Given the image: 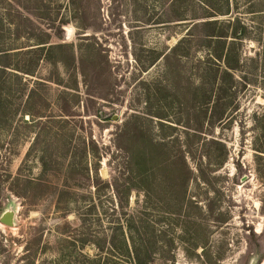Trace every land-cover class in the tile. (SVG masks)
<instances>
[{
	"label": "rangeland",
	"instance_id": "1",
	"mask_svg": "<svg viewBox=\"0 0 264 264\" xmlns=\"http://www.w3.org/2000/svg\"><path fill=\"white\" fill-rule=\"evenodd\" d=\"M182 2L0 0V44L20 48L0 52V264H98L113 238L116 263L143 245L148 264H264V15L231 0L251 29L237 73L248 81L208 123L196 39L166 55L189 29L180 4L225 1ZM29 58L31 74L18 69Z\"/></svg>",
	"mask_w": 264,
	"mask_h": 264
},
{
	"label": "trees",
	"instance_id": "2",
	"mask_svg": "<svg viewBox=\"0 0 264 264\" xmlns=\"http://www.w3.org/2000/svg\"><path fill=\"white\" fill-rule=\"evenodd\" d=\"M186 3L189 0H183ZM223 8H209L206 6L203 8L202 12H196L186 8L187 6H182L183 10L177 13L178 21L185 22L186 26H189L188 32L179 40V42L170 50L166 55L168 58L172 56H187L190 54L192 44L191 41L193 38L196 39L197 48L201 49L204 53L203 56L199 57L198 62V77L199 84L197 90L203 92L204 99H207V103H212L211 109L209 111L210 115L208 116V123H214L215 121H220L224 119V112L219 111V107L226 106V98H231L232 96H238V93L243 88V85L246 86V81H248L247 75L238 76L237 73L242 70V52L239 49L240 43L248 40L250 36L249 31L251 30L249 25L242 19V15L239 11L240 6L239 2H234V6L231 3V0H224ZM246 13H259L264 15V0L249 3L245 8ZM3 13L0 11V24L3 21ZM228 16L227 19L221 20L219 17ZM261 23H264L261 22ZM203 28L207 30L205 33L195 34ZM221 29L217 31L216 29ZM2 27L0 28V32ZM3 34L0 33V41ZM30 37V36H29ZM264 40V36H262ZM49 42L44 38L37 43L38 51L41 54L46 51L47 44ZM20 48H16L14 42L12 44H0V52H4V55L12 53V51ZM50 49V48H49ZM2 54V53H1ZM152 58L149 60L147 67L153 66L161 55L159 52L157 55L152 53ZM33 58H29V62L26 66L21 69L22 72L31 74L33 73ZM5 67V66H4ZM7 67V66H6ZM240 70V71H241ZM241 80V81H240ZM244 82V83H242ZM242 86V87H241ZM227 107V106H226ZM208 113V111L206 112ZM206 116V115H205ZM207 117V116H206ZM254 120L257 126L260 125L259 130V143L255 142V160L258 163V170L262 173V178H264V107L261 112H256L254 114ZM218 142V140H214ZM212 141V142H213ZM220 143V142H219ZM143 153V157H145ZM223 163V162H222ZM222 163L218 164L221 166ZM238 168H242L241 165H238ZM109 242V247H106V242L98 244V253L97 258L93 260L94 263L102 264H148L152 260V254L150 248H145L141 245L140 252L143 253L141 256L137 252L136 259L134 262H118L116 263V258L114 257V251L117 246L114 238ZM84 246V244H83ZM128 252V246L124 245ZM121 251V250H120ZM85 259L88 260V254H82Z\"/></svg>",
	"mask_w": 264,
	"mask_h": 264
},
{
	"label": "water",
	"instance_id": "3",
	"mask_svg": "<svg viewBox=\"0 0 264 264\" xmlns=\"http://www.w3.org/2000/svg\"><path fill=\"white\" fill-rule=\"evenodd\" d=\"M246 176L245 178L242 179V181L246 180ZM2 222L6 225L12 226L13 225V217L12 214L6 213L4 214V216L2 217Z\"/></svg>",
	"mask_w": 264,
	"mask_h": 264
}]
</instances>
